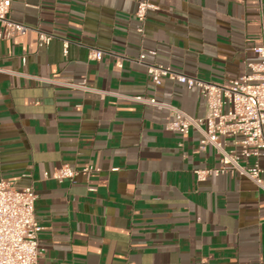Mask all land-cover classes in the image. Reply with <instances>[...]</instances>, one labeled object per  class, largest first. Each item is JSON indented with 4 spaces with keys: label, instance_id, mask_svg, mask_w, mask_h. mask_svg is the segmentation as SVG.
I'll return each instance as SVG.
<instances>
[{
    "label": "crops",
    "instance_id": "0c3cea01",
    "mask_svg": "<svg viewBox=\"0 0 264 264\" xmlns=\"http://www.w3.org/2000/svg\"><path fill=\"white\" fill-rule=\"evenodd\" d=\"M139 1L11 0L8 18L30 30L0 39V170L37 195L38 264H264V193L236 174L197 181L194 170L219 165L200 133L166 131V109L121 98L202 117L196 88L156 87L133 60L145 49L156 53L147 62L190 77L238 79L259 61L264 0H151L142 36ZM90 49L102 59L89 60ZM63 165L95 170L44 177Z\"/></svg>",
    "mask_w": 264,
    "mask_h": 264
},
{
    "label": "built area",
    "instance_id": "2783aa9c",
    "mask_svg": "<svg viewBox=\"0 0 264 264\" xmlns=\"http://www.w3.org/2000/svg\"><path fill=\"white\" fill-rule=\"evenodd\" d=\"M11 0H0V39L25 35L30 29L8 18ZM158 8L151 0H140L134 13L136 31L143 35L147 14ZM39 45H48L52 36L41 31ZM68 45L64 47L66 53ZM259 61L247 65L248 72L238 79L226 83H213L190 77L174 70L171 66L147 62L154 51L141 49L133 62L142 66L151 82L157 87L162 81L170 80L196 88L201 95L206 112L202 117L192 118L183 111L144 95L121 96L122 99L142 106L166 109L168 115L164 124L166 131L182 136L196 129L200 135L199 149L212 147L218 156L219 165L210 169H196L194 175L201 182L209 177L238 175L248 179L264 193V169L259 160L264 158V23L260 25L259 45L253 49ZM104 52L90 49L88 59L100 61ZM122 61V59H121ZM121 61L118 68L122 67ZM52 82V81H51ZM72 90L90 91L84 81L73 84L68 81H53ZM255 161L250 163L249 160ZM92 166L77 171L68 165L54 170L45 178L58 182L72 180L79 172L88 175ZM37 195L32 187L17 190L5 181L0 170V264H38L44 250L39 247L38 235L41 227L35 215ZM200 264H208L201 261Z\"/></svg>",
    "mask_w": 264,
    "mask_h": 264
}]
</instances>
